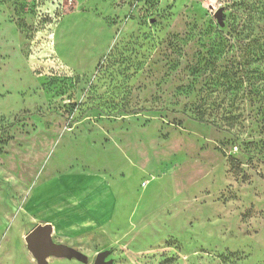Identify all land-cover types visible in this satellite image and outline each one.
Returning a JSON list of instances; mask_svg holds the SVG:
<instances>
[{"label":"rangeland","instance_id":"1","mask_svg":"<svg viewBox=\"0 0 264 264\" xmlns=\"http://www.w3.org/2000/svg\"><path fill=\"white\" fill-rule=\"evenodd\" d=\"M45 224L48 264H264V0H0V264Z\"/></svg>","mask_w":264,"mask_h":264},{"label":"water","instance_id":"2","mask_svg":"<svg viewBox=\"0 0 264 264\" xmlns=\"http://www.w3.org/2000/svg\"><path fill=\"white\" fill-rule=\"evenodd\" d=\"M219 24H223L222 10L215 13ZM53 226L51 224L36 226L26 237L25 242L28 250L34 256L39 264H48L47 259L50 257L83 260L82 254L68 246L57 244L53 238ZM107 252L99 253L94 264H113L106 261Z\"/></svg>","mask_w":264,"mask_h":264}]
</instances>
